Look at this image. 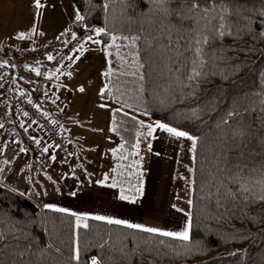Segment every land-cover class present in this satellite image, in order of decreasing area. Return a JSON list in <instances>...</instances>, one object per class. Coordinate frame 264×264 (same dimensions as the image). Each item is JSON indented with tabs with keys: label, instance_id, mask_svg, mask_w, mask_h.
Masks as SVG:
<instances>
[{
	"label": "trees",
	"instance_id": "1",
	"mask_svg": "<svg viewBox=\"0 0 264 264\" xmlns=\"http://www.w3.org/2000/svg\"><path fill=\"white\" fill-rule=\"evenodd\" d=\"M72 3L84 17L83 26L60 35L37 57L35 65L48 67L45 58L50 49L69 39L70 34L92 29L93 41H100L95 44L104 52V59L106 56L108 64L110 56L115 61V68L108 67L110 74H103L106 91L102 96L111 102L110 128L121 140L122 149L130 153L128 159L136 151V145L141 148L146 141L143 138L147 129L141 127V122L165 123L197 138L196 152L190 154V241L185 245L92 219L86 221L88 229L77 228L75 216L41 210L32 201L0 185V221L23 227L27 239L21 243L31 241L30 251L37 253L26 259L33 260L34 264H91L93 256L100 264H264V201L259 199V188L246 198L222 200L219 207L214 198H205L209 193L206 183L209 173H216L222 154L229 163H246L249 168H256L257 176L264 163V143H261L264 140V104L261 103L264 100V16L260 15L264 0H228L230 10L237 9V15L229 21L232 34L213 41L215 57L208 66V75L192 87L156 75L162 71V65L155 71L149 66L144 39L152 34L150 25L156 13L148 0H125L124 3L72 0ZM141 26L148 31L140 33ZM97 29H103L100 35H96ZM136 34H141L142 39L137 41L135 50L125 46L126 41H116L121 45L123 59L118 57L111 36ZM93 43H88L78 54ZM5 52L0 56V64L5 63L9 72L11 61L19 60L8 52L4 57ZM133 53H138V61L144 65L139 72L132 66L130 54ZM141 73L143 81L137 78ZM230 111L231 118L227 117ZM224 119L228 123H222ZM56 122L59 125L62 121ZM234 130L243 135L233 140ZM140 168L136 167L133 174L129 171V177L116 167L111 180V184L118 182L119 193L121 187L130 190L126 195L135 196L136 201L141 194L134 189L143 188L144 180ZM161 240L165 243L160 244ZM77 250L79 262L73 259ZM13 259L9 249L0 252V264H11Z\"/></svg>",
	"mask_w": 264,
	"mask_h": 264
},
{
	"label": "rangeland",
	"instance_id": "2",
	"mask_svg": "<svg viewBox=\"0 0 264 264\" xmlns=\"http://www.w3.org/2000/svg\"><path fill=\"white\" fill-rule=\"evenodd\" d=\"M47 2L50 4L49 10L44 11V21L42 20L39 25L41 31L46 35L41 38L37 37L38 42L43 46L53 45L58 40L57 30H60L62 24H65L69 18L78 21L76 19L77 11L72 0H48ZM79 22L81 21L77 23ZM37 24L38 16L35 9H32L28 13V23H25L21 27L23 34L30 35L28 37L31 41H34L33 37L36 36L35 33L39 27H37ZM8 29L12 33L18 28L10 27ZM60 35L63 34L61 33ZM9 37V35L7 37H0V54L5 45L15 42L13 37ZM88 47H91V49L94 47L96 48L94 50H99L100 52L90 57V60H94V62L92 61L93 65H88L85 60L86 58H82L78 66L72 71L73 73L69 80L65 78L50 82L47 88V96L46 94L44 95L46 98L50 97L54 103L59 101L68 109H77L78 117H75L71 113L68 117L72 121L73 126L67 125L62 121L59 127L63 130L65 139L69 143L74 140L75 129L82 130L84 133L83 140H85L87 146L86 153L81 151L74 152L73 150L75 158L68 163L71 166L77 165V169H82L83 178L78 173L80 175L77 177L78 181L74 180V177L68 175V167L64 168L60 173L57 172L55 174V176L65 175L64 180L58 179L60 190L68 192L70 188H85V183L90 179H101L104 183L108 182L111 184L116 167H118L117 171H125L129 177L131 176L129 171L133 174L136 167H141V171L144 172V178L148 176L149 180H151L152 188L154 186L153 189L158 190L159 193L161 191V199L158 202V206L144 207L147 219H144L138 224L165 231H182L185 227V222L188 220V213L191 207L188 203L191 196V142L185 138L177 139L161 130H156L153 137L145 136L143 138L146 141L142 144V147L135 148L134 150L136 151L128 159L130 153L122 149L121 140L115 135H108V129H110L108 125L111 122L110 115L113 108L112 105L109 107L110 101L99 98L105 85L99 78L95 77L99 75L100 68L105 67V72L110 67L114 66L115 68V61L110 56V63L108 64L107 62L108 65L105 66L106 56L104 59V52L98 47V44L94 45L93 43ZM81 88L83 91H80ZM8 110L7 107L6 109L4 108L3 113L7 115ZM1 118L0 116V178L3 179L4 170L10 168L14 160L19 159L20 155L18 151L23 148L15 136H12L10 139L8 138L10 135L8 131L6 132V127L2 128ZM146 124L144 123V125ZM145 129L147 128L145 127ZM4 133H7L6 140H9L5 144L3 138ZM149 144L151 145V150H149ZM72 149H74L73 145ZM23 151L26 153L24 149ZM137 151L139 153L138 155L135 154ZM114 152L115 155L113 154ZM83 170L85 172L89 170L86 177ZM27 172L29 171L24 169L21 177L20 175L18 176V187L26 183V187L31 191V188L34 187V184L31 182L33 178L31 174L33 173L29 172L27 174ZM106 176L108 178L107 180H105ZM65 181L66 184L63 187ZM28 182L29 186H27ZM76 183L80 185L75 186ZM177 209H181L182 211H177ZM139 218L142 220L141 215Z\"/></svg>",
	"mask_w": 264,
	"mask_h": 264
},
{
	"label": "snow or ice",
	"instance_id": "3",
	"mask_svg": "<svg viewBox=\"0 0 264 264\" xmlns=\"http://www.w3.org/2000/svg\"><path fill=\"white\" fill-rule=\"evenodd\" d=\"M122 3L125 0H121ZM130 2V0H129ZM153 6V11L156 13L155 18L152 21L150 27L153 29L149 38L144 39V45L146 51L149 53V66L155 69L162 65V71L155 73L162 79L174 80L187 87H192L194 84H198L202 79L208 75V66L212 63L215 57V52L212 50V43L215 40L222 39L226 35H231L229 31V21L231 17L237 15V9L233 7L230 10L228 0H148ZM35 7L39 9L41 7L40 0H35ZM108 7L107 4L104 5ZM135 16V13H132ZM264 16V10L260 13ZM131 18V17H130ZM76 19L82 21L83 16L77 13ZM103 29H97L96 35H100ZM148 31L143 26L140 28V33ZM17 39H25V34L21 33ZM72 39H76L73 34ZM92 40V37H88ZM126 41L125 46L136 49L137 41L142 39L141 34L130 36H116L112 35V46L117 49V56H120L121 45L117 44V40ZM94 43H100V41H93ZM83 45H81V49ZM134 61L133 67L137 72L144 67L142 63L138 61V53L130 54ZM48 59H53L52 56H48ZM72 59V57H69ZM36 75L39 76L38 69H33ZM58 71V70H57ZM111 72H105L104 75L108 76ZM70 75V74H69ZM139 80H144V75L141 73L138 77ZM51 79V77H49ZM163 86V85H160ZM80 91H83L81 88ZM105 90H102L101 95ZM140 91H143L141 87ZM31 103V101H29ZM264 104V100L261 101ZM27 115V113H24ZM240 115V113H236ZM233 112L227 113V117L231 118ZM55 123V121H53ZM222 123H228L227 119H224ZM141 127H146V137H153V134L157 129L167 133L171 137L177 139L185 138L191 142L190 151L196 152L197 138L189 135L185 131L177 130L175 127H170L165 123H156L155 125H144L141 122ZM219 127V125H218ZM115 131V129H113ZM237 135H243L242 132L233 133V140ZM39 143V141H37ZM264 143V140L261 141ZM139 148V145H136ZM149 150L151 145L149 144ZM47 151V149H44ZM115 155V152L113 153ZM135 154H139L138 151ZM54 159V157H53ZM217 164V171L215 174L209 173L206 181L209 187V193L207 199L214 198L216 206H221L222 200H235L237 197L246 198L248 195L255 193L259 188V199L264 201V163L261 164L259 169V176L255 175L256 168H249L246 163H229L226 155H221ZM243 159V156H241ZM235 168V171H233ZM191 171V170H189ZM107 176L105 180H107ZM108 187H118V182H113ZM126 190L123 187L120 188L119 199L126 200L130 203H135L136 197L126 195ZM137 194H142V188L137 187L134 189ZM74 194V193H73ZM188 203L191 205L192 201ZM45 208H51L52 211L58 213H66L67 215L75 216L76 227L88 229L89 225L86 222L88 219L103 221L109 225L123 226L128 229H133L137 232L148 233L157 235L160 237L170 238L172 240L180 241L183 244H187L190 241V232L192 229V219L188 215V220L185 222V227L182 231H165L157 228L146 227L140 224H133L121 219H112L104 216H79L76 213L68 212L63 208H52L50 205H45ZM175 207V206H174ZM177 211H182L177 209ZM27 239V233L23 227L14 225L9 222L7 225L0 221V252L4 249H9L11 255L14 257L11 264H34L31 259H26L28 256L37 255L36 252L30 251L32 244L31 241L22 244L21 242ZM15 242V243H13ZM160 244H164L163 240L159 241ZM101 248L104 245H100ZM73 259L77 262L80 260L79 250L76 251ZM91 264H100V261L93 256L91 258Z\"/></svg>",
	"mask_w": 264,
	"mask_h": 264
},
{
	"label": "crops",
	"instance_id": "4",
	"mask_svg": "<svg viewBox=\"0 0 264 264\" xmlns=\"http://www.w3.org/2000/svg\"><path fill=\"white\" fill-rule=\"evenodd\" d=\"M48 0H40L41 7L37 9L35 7V0H0V37H7L14 39L15 43H24V41H31L28 36L25 35V39H17V37L23 33V29L21 27L24 26L25 23H28V13L30 10H34L38 16V24L37 27L40 25V22L44 21V11L49 10V3ZM77 11V10H76ZM47 18V15H46ZM78 21L69 18L65 24H62V28L57 30L58 36L60 34H67L70 33L71 29L74 28V24ZM18 28L15 29L14 32L10 33L8 28ZM40 27V26H39ZM37 29L35 33V37H33L34 41L31 42H38L37 37L41 38L46 34L41 31V27ZM21 28V29H19ZM71 34L68 36L70 37ZM12 39V40H13ZM63 42V41H62ZM40 44V42H38ZM61 43V42H60ZM42 45V44H40ZM95 45V43H94ZM7 45L3 47V52H5V48ZM43 46V45H42ZM50 45L43 46L44 49H47ZM59 46V45H58ZM96 48L88 47L87 49L83 50L81 54L74 56L71 61L68 63L66 67L60 68V70L52 69L51 79L49 83L54 80L59 79H70L72 75V71L76 68L82 58H86L88 65H93L94 60H90V57L95 56V54L100 53L99 50H94ZM0 54V56L2 55ZM9 54L5 52L4 57L8 56ZM89 57V58H88ZM36 58H29L19 62L18 61H11V70L9 69V84L8 89L0 96V116L2 121V128L6 127V132L10 126L17 127L19 125H25L28 122L20 117L16 110L13 108V99L15 94H19L21 96H28L30 95L31 90V82L33 78V69H37L38 65H35ZM90 60V61H89ZM93 61V62H92ZM9 65V66H10ZM107 60L105 59V66H107ZM105 67L102 69L100 68L99 75L95 76L99 78L103 82V74L106 70ZM70 74V75H69ZM101 75V76H100ZM103 84L106 87L105 82ZM103 89V88H102ZM101 94V93H100ZM47 96V94H46ZM102 100H104L102 95H99ZM50 102H54L50 97L44 98L39 100V105H46ZM57 102V103H56ZM55 103L60 107V110L64 113V119L62 120L65 124L73 126L72 121L68 118L69 115H74L78 117L77 109H68L64 107L62 103L56 101ZM101 104V102H100ZM111 104H109L110 107ZM6 107L9 109L7 115L4 114V108ZM71 113V114H70ZM62 123V122H60ZM110 126V125H108ZM110 128V127H109ZM30 131L37 136H39L38 127L34 124H29ZM159 130V129H157ZM9 133V132H8ZM2 134V132H1ZM114 135L112 133L111 128L108 129V135ZM7 133L3 134L4 144L7 143L9 140H6ZM15 136L18 139L21 147L26 151V153L22 150H19L18 153L20 155L19 159L14 160V163H11L10 168H6L4 170V178H0V185L6 189L11 190L17 195H20L30 201H32L36 206L43 210L51 208H45V205H50L52 208H63L68 210V212L76 213L79 216H104L107 218L112 219H121L127 221L129 223L138 224L144 219H147L145 215V208L146 206H158V202L161 199V191L160 193L158 190L152 188L151 180H149L148 176L144 178V187L142 188L141 197L135 201V203H130L126 200L119 199V190L117 188L108 187L110 185L108 182L104 183L103 180L99 179H90L86 182L85 188H70L68 192L61 191L58 184V179L64 180L65 175H57V172L64 170V168L68 167V175L74 177V180L78 181L80 173L82 175V169L78 168L77 165H64L62 164V156L61 153L58 151H53L52 154L54 156V168L47 169L42 165H38L35 159L30 154L29 150L25 147V145L21 142L19 135L11 133L9 139ZM84 138V133L80 129L74 131V140L76 144V148L74 147L75 151H81L86 153L87 146ZM41 140V139H40ZM114 141V139H113ZM19 145V146H20ZM152 152V151H151ZM75 156L73 155L74 159ZM89 165V164H88ZM27 169L31 174L32 183L34 187L31 188V191L22 184L19 186L17 182V178L23 173V170ZM27 172V174L29 173ZM35 173V174H34ZM85 177L89 173V170L86 172L83 170ZM1 175V174H0ZM13 177V178H12ZM83 178V175L82 177ZM15 179V180H14ZM25 182V181H24ZM66 181L63 184L65 187ZM79 183H76L75 186H79ZM29 186V182L27 183ZM74 187V186H72ZM30 191V192H29ZM74 193V194H73ZM66 214V213H65ZM140 215L142 216V220L139 218Z\"/></svg>",
	"mask_w": 264,
	"mask_h": 264
},
{
	"label": "built area",
	"instance_id": "5",
	"mask_svg": "<svg viewBox=\"0 0 264 264\" xmlns=\"http://www.w3.org/2000/svg\"><path fill=\"white\" fill-rule=\"evenodd\" d=\"M93 32L92 29H84L80 34L75 35L76 39H72V36H70L69 39L61 42L59 46L50 49L45 58L48 67H37L40 72L39 76L33 71L30 95L24 97L15 94L14 96L13 108L20 117L28 122L25 125L16 127L19 138L38 165H42L47 169H52L55 166L53 151L61 153L62 164L68 165L72 160L73 149L71 143L66 141L63 130L56 122L64 119V113L60 110V107L54 102L46 105H39L38 102L46 97L44 95L47 93L49 86V77L52 76L51 70H60V68L66 67L71 61L69 57L73 58L82 50L81 45L84 48L88 43L93 42L95 38ZM89 36L92 37V40L88 39ZM45 51L44 47L37 42H13L6 46V52L16 56L20 61L39 57ZM48 56H52L53 59L49 60ZM8 73L5 63L0 64V96L9 87ZM24 113H27V115H24ZM30 123L38 127L39 136L30 131ZM44 149H47V151H44Z\"/></svg>",
	"mask_w": 264,
	"mask_h": 264
},
{
	"label": "water",
	"instance_id": "6",
	"mask_svg": "<svg viewBox=\"0 0 264 264\" xmlns=\"http://www.w3.org/2000/svg\"><path fill=\"white\" fill-rule=\"evenodd\" d=\"M82 26H83V21H81V22H79V23H77V24H74V28H75L76 30L81 29ZM8 132H9V135H10L11 133L18 134V132H17V130H16V127H13V126H10V127L8 128ZM71 144L73 145V147L76 148V144H75V142L72 141Z\"/></svg>",
	"mask_w": 264,
	"mask_h": 264
},
{
	"label": "bare ground",
	"instance_id": "7",
	"mask_svg": "<svg viewBox=\"0 0 264 264\" xmlns=\"http://www.w3.org/2000/svg\"><path fill=\"white\" fill-rule=\"evenodd\" d=\"M4 92H5V91H4ZM4 92H3V93H4ZM2 95H3V94H2ZM2 95H1V96H2Z\"/></svg>",
	"mask_w": 264,
	"mask_h": 264
}]
</instances>
